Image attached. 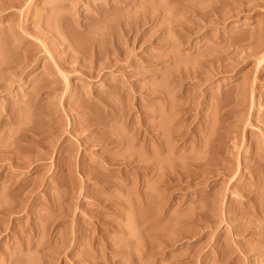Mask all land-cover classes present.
I'll use <instances>...</instances> for the list:
<instances>
[{
	"label": "rangeland",
	"instance_id": "rangeland-1",
	"mask_svg": "<svg viewBox=\"0 0 264 264\" xmlns=\"http://www.w3.org/2000/svg\"><path fill=\"white\" fill-rule=\"evenodd\" d=\"M263 54L264 0L0 13V264H264Z\"/></svg>",
	"mask_w": 264,
	"mask_h": 264
},
{
	"label": "bare ground",
	"instance_id": "bare-ground-1",
	"mask_svg": "<svg viewBox=\"0 0 264 264\" xmlns=\"http://www.w3.org/2000/svg\"><path fill=\"white\" fill-rule=\"evenodd\" d=\"M39 0H0V13H3V12H5V11H7V10H10V9H21V8H23V6L24 5H26V4H28L29 2H30V4L32 3V2H38ZM64 1H66V0H64ZM11 14V13H10ZM96 18V17H95ZM59 21L61 22V21H64V20H67V19H69V16L67 15V13H65V14H62L60 17H59ZM74 21H76L75 20V18H74ZM96 25H98L97 23H95V26ZM52 39V38H51ZM60 39L61 38H58V37H56V40L57 41H59L58 43H61V41H60ZM55 43V42H54ZM3 50V49H2ZM257 60H258V62H257V66L258 67H260L263 63H264V54L261 56V58H257ZM4 70H6V69H4ZM58 73H60V75H62L63 77H65V74H64V72L60 69V68H58V71H57ZM8 76V75H7ZM66 79V78H65ZM47 80V79H46ZM48 82H50V84H55L56 83V81H57V78H55V77H49L48 78V80H47ZM5 87V86H4ZM4 87H1L0 86V88L1 89H3ZM40 88V87H39ZM41 89H44V87L43 88H41ZM41 89H39V90H41ZM50 89H52V88H50ZM4 90V89H3ZM37 90H38V88H37ZM39 90L38 91H36V89H35V91L36 92H38L39 93ZM34 91V92H35ZM50 91H52V90H50ZM35 92V93H36ZM48 92H49V90H48ZM53 92V91H52ZM32 94L31 96H34L35 97V95H38V93H36V94ZM40 94V93H39ZM252 94H253V90H252ZM33 97V98H34ZM37 97V96H36ZM35 97V98H36ZM32 97H30V102H31V105H33V103L35 102L34 100H36V99H32ZM28 100V101H29ZM28 104H30V103H28ZM183 109H181V112L183 113V111H187L186 109H184L183 111H182ZM197 119V118H196ZM184 120H186V119H184ZM209 133V135L212 133L211 132V130H210V132H208ZM213 133H212V137H213ZM215 136V135H214ZM218 135H216L215 136V139H216V137H217ZM211 137V138H212ZM219 138H220V136H218ZM214 138V137H213ZM215 139H212L213 141L215 140ZM218 139V138H217ZM211 141V140H210ZM213 141L211 142V143H213ZM216 142H221V139L219 140H215ZM214 141V142H215ZM219 144V143H218ZM196 147V146H195ZM204 147V146H203ZM158 148V147H157ZM204 149V148H203ZM156 150H159L158 152L161 154V152H162V150H160L159 148L158 149H156ZM205 150V149H204ZM161 151V152H160ZM216 151L215 150H213L212 151V153H215ZM155 154H158L157 152L155 153ZM197 166V165H196ZM198 166H200V167H197V169H201L203 166H206V163H201V162H199L198 163ZM207 166H208V164H207ZM199 171V170H198ZM200 172V171H199ZM214 171L210 168H207L205 171L203 170V172H200V180H201V182H203V181H205L206 179H208V177H214V176H216L217 174L216 173H213ZM206 175V177L207 178H205V177H203L202 175ZM184 176H183V174H182V177L181 178H183ZM199 178H197V179H199ZM258 179L260 178V176H258L257 177ZM232 179V181L235 179V176L233 177V178H231ZM240 179V177L239 178H237V180L236 181H238ZM187 180V179H186ZM195 182V181H194ZM200 182V183H201ZM189 185V184H188ZM192 185H194V184H192ZM197 185V184H196ZM244 186V185H243ZM244 187H246V186H244ZM211 193V192H210ZM247 196V195H246ZM189 197V196H188ZM170 204H172V203H170ZM258 206V205H257ZM200 217H201V215H199ZM249 229H250V227H247V232H249V233H252V235L253 236H256L257 235V237L256 238H261L260 237V235H259V232H257L256 230H253V231H249ZM239 229H237L236 231H238Z\"/></svg>",
	"mask_w": 264,
	"mask_h": 264
}]
</instances>
